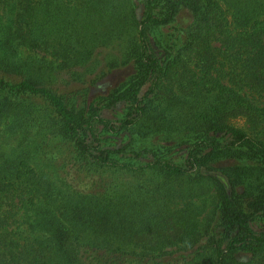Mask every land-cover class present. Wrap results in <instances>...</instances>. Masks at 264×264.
Wrapping results in <instances>:
<instances>
[{
	"label": "trees",
	"instance_id": "1",
	"mask_svg": "<svg viewBox=\"0 0 264 264\" xmlns=\"http://www.w3.org/2000/svg\"><path fill=\"white\" fill-rule=\"evenodd\" d=\"M6 9L0 125L50 128L73 171L66 189L26 151L0 155V264H264V0H0ZM104 19L118 51L86 64ZM123 68L126 81L89 102L88 86Z\"/></svg>",
	"mask_w": 264,
	"mask_h": 264
},
{
	"label": "rangeland",
	"instance_id": "2",
	"mask_svg": "<svg viewBox=\"0 0 264 264\" xmlns=\"http://www.w3.org/2000/svg\"><path fill=\"white\" fill-rule=\"evenodd\" d=\"M0 18L5 23L11 16V12L6 10L0 11ZM137 18L142 17V8L138 7L136 10ZM100 22V18H97ZM98 22V26L95 24L92 26V35L94 39L93 50L89 60L86 64H91L92 62L98 60L99 58L109 57L112 54H116L118 50L113 48V40L117 38V35L111 32L112 26L106 23L104 19L101 23ZM179 25L181 27H186L191 22L190 15L185 11L179 16ZM50 37V41L51 36ZM55 37L58 39L57 34ZM127 35L122 33V39H126ZM22 52V53H21ZM31 58L39 60L43 57V54L30 55L29 53L21 50L18 54V59ZM72 73L76 71H81V67L77 66ZM131 69L123 68L119 70H114L107 74L100 81H98L93 86L89 85V102L99 95H108L112 89L119 87L126 79L130 76ZM109 118L112 120H117L120 115L114 116L113 114H108ZM116 115V113L114 114ZM41 121V120H40ZM39 121V122H40ZM232 123L239 126L245 127L248 131L253 130L252 127L247 128L246 119L238 118L232 120ZM259 133V131H254ZM164 143V142H162ZM120 145V141L118 144ZM26 151V154L30 160V163L40 172L44 173L53 183L64 187L67 189L68 175L73 171L71 167V157L68 153V144L61 138L55 136L54 132L48 127H28L25 129H18L17 131L10 130L6 125H0V155L13 156L18 153ZM173 152H179V149H175ZM177 156V155H176ZM175 156V157H176ZM174 157V158H175ZM122 181L126 183H137V179L130 176L119 177ZM144 181L152 179L151 176L146 175L143 177ZM147 185V183H145ZM213 188H208L207 185L202 187L201 196L195 200L201 208L202 219H205L212 210L213 201L210 197L212 196Z\"/></svg>",
	"mask_w": 264,
	"mask_h": 264
}]
</instances>
